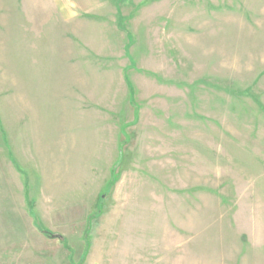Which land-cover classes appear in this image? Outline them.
<instances>
[{
    "label": "rangeland",
    "instance_id": "1",
    "mask_svg": "<svg viewBox=\"0 0 264 264\" xmlns=\"http://www.w3.org/2000/svg\"><path fill=\"white\" fill-rule=\"evenodd\" d=\"M0 121V264H264V0H0Z\"/></svg>",
    "mask_w": 264,
    "mask_h": 264
},
{
    "label": "trees",
    "instance_id": "2",
    "mask_svg": "<svg viewBox=\"0 0 264 264\" xmlns=\"http://www.w3.org/2000/svg\"><path fill=\"white\" fill-rule=\"evenodd\" d=\"M0 123H1V121H0ZM114 183H116V180L115 179L113 180V182H111V186H113ZM38 228H39V230L42 233H44L49 238H58V239H61V236L60 235L53 234L50 231L46 230L44 227H38ZM88 235H89V233H87V236ZM87 242H88V246H90V238H89V236L87 237Z\"/></svg>",
    "mask_w": 264,
    "mask_h": 264
}]
</instances>
